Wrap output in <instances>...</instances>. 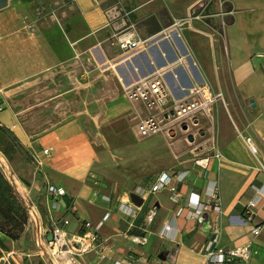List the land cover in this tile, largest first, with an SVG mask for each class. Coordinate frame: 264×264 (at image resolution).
Segmentation results:
<instances>
[{"label":"crops","instance_id":"crops-1","mask_svg":"<svg viewBox=\"0 0 264 264\" xmlns=\"http://www.w3.org/2000/svg\"><path fill=\"white\" fill-rule=\"evenodd\" d=\"M73 1L77 13L69 18L66 32L60 22L54 20H59L55 11L45 13L44 6L51 2L59 5L58 0H0V99L5 107L0 113V125L14 131L36 163L37 160L42 163L41 167L37 165L42 174L35 175L32 184L37 193L44 194L46 218L43 220L39 214L37 222L47 224L46 187L55 185L74 197L76 204L74 212L68 213L64 207L57 215L70 221L63 229L69 234L76 233L82 221L100 227L101 236L112 244L110 254L114 260L135 253L148 264H206L204 248L217 229L220 249L229 252L250 246L254 251L248 263L235 260L232 264H264V199L253 210L254 220L247 221V207L257 200L254 188L264 185V0H223V9L217 18L226 27L220 37L209 33L211 40H206L200 34L176 33L173 29L171 38H161V35L146 51L135 54H125L109 44L118 28L109 22L104 0ZM204 1L151 0L133 12L143 15L146 6L159 2L166 5L160 11L177 21L186 19ZM163 29L164 26L152 36L159 35ZM199 32L207 34L202 29ZM85 58L98 61L100 68L116 72L115 75L98 73V92H102V84L109 83L111 98L117 97L121 88L124 90L160 72L175 100L186 98L196 86L206 85L221 93L224 103L216 106L213 128L204 124L188 134L187 138L193 136L197 140L194 148L185 150L184 139L177 140L176 162L156 172L153 179L146 178V184L139 183L130 178L128 172H123L124 167L119 163L109 164L108 158H104L107 152L98 153L97 165L85 138L71 131L73 125L32 137L25 133L23 118L17 116L24 113L23 108L17 109L15 117L8 111L2 96L5 92H24L42 83L59 82L72 62ZM43 92L39 96L61 98L49 89L42 96ZM128 110L129 105L110 107L100 115L99 122L113 121ZM146 116L141 106L138 123ZM137 125L135 132H128L137 135ZM67 143L68 148H65ZM213 147L221 153L222 159L213 158L208 170H202L195 160L211 156ZM50 148L53 152L45 157L43 152ZM112 150L107 154L118 160L113 155L117 149ZM183 172H189L186 181L174 184L179 196L177 203L171 200L173 193L169 188L150 194L162 176L172 177ZM123 175L127 176V181L121 180ZM210 183H216L218 201L208 210L201 209L196 216L189 217L191 194L199 195L207 204ZM139 188L148 192L147 201L143 207L134 208L133 217L126 216L120 210V202H127ZM101 196L111 201L103 202ZM163 199L170 203L164 204ZM87 207L101 210L97 220ZM180 210L182 213L178 215ZM108 213L110 220L103 222ZM168 226L173 227L171 233L161 238V230ZM256 227L262 228L259 236L252 233ZM128 234H144L148 244L135 246L130 243ZM161 242L169 247L167 260L162 259L158 250L157 244Z\"/></svg>","mask_w":264,"mask_h":264},{"label":"rangeland","instance_id":"rangeland-1","mask_svg":"<svg viewBox=\"0 0 264 264\" xmlns=\"http://www.w3.org/2000/svg\"><path fill=\"white\" fill-rule=\"evenodd\" d=\"M58 1L59 5H53L52 2L45 5L44 7L47 8L45 13L55 11L59 20L56 18L54 20L59 21L67 32L69 18L75 16L77 10L73 0ZM149 1L151 0L103 1V8L108 13L109 22L118 28L117 34L109 42L114 49H118L117 35L127 28L136 30L141 39L150 40V45L160 39L161 35V38H171L173 29L176 33L184 31L200 34L206 40H211L209 33L219 36L223 32L222 22L220 18L219 20L217 18V14L223 9V0H205L193 9L186 19L177 21L171 19L169 14L160 11L166 5L159 2L146 6L143 15L133 12ZM96 3L98 6V1ZM225 8L228 10L227 7ZM162 26L165 29L160 31L159 35L152 36ZM200 29L207 34L199 32ZM172 69H175V66ZM67 70L59 82L42 83L39 87L27 89L24 92L13 90L10 93L5 92V97L2 95L8 111L14 117L17 109L23 108L24 113H18L17 116L23 118L25 133L28 135L39 137L71 124L74 126L71 131L78 132L85 138L86 145L97 165L98 153L102 155L104 152L109 153L113 151L112 149H117L113 155L118 157V160L107 153L104 158H108L106 160L109 164L119 163L124 167L123 172L129 173L130 178L144 184H146V178L153 179L156 172L167 169L169 165L176 162L175 155L179 154L177 140L184 139L185 150L194 148L197 140L193 137L194 141L190 142L189 137L187 138L191 132L189 130L178 131L175 137L168 138L169 141L163 135L140 140L136 133L131 132L132 130L135 132L141 106L131 102L122 88L117 93V97L111 98L109 83L102 84V92H98V73L115 75L116 72L113 69L100 68L98 61L85 58L84 60L76 59ZM47 89L50 92L54 91L55 96L59 94L61 98L39 96L42 91L44 92L41 95H45ZM44 104H48L49 107ZM127 105L129 110L115 117V120L99 122L100 115L110 107ZM129 130L131 131L128 132ZM169 142H173L172 145H169ZM116 143L119 145L116 146ZM65 148H68V143ZM0 155L9 165L12 175L3 167L1 161L0 172L12 185L14 208L23 216L22 222L25 223L23 231L19 233L4 221L0 223V264H46V258L43 259L40 256V251L35 244L37 226L31 215V211L37 206L36 211L43 220L46 218L41 212L45 209L44 194L37 193L32 184L33 177L42 173L38 172L34 156L22 145L16 133L2 125H0ZM93 172L98 174L97 171ZM125 177L127 176L123 175L121 180L127 181ZM165 199L163 203L168 205L170 202ZM87 210L95 220L101 213V210L94 207H87ZM157 245H159L158 250L162 259H166L170 254L169 247L164 242Z\"/></svg>","mask_w":264,"mask_h":264},{"label":"built area","instance_id":"built-area-1","mask_svg":"<svg viewBox=\"0 0 264 264\" xmlns=\"http://www.w3.org/2000/svg\"><path fill=\"white\" fill-rule=\"evenodd\" d=\"M225 28V24H223ZM150 40H143L133 28L124 30L117 35V46L125 54H135L146 51L149 48ZM127 98L137 103L145 109L147 116L140 119L137 125V136L140 139L151 138L157 135H164L169 139L175 137L178 131L184 132L186 126L187 131L201 128L206 124L208 128H213L215 121V109L219 103L224 102L221 93L214 92L209 86L200 85L194 87L181 100H175L171 96L164 81V76L157 72L150 77L140 80L136 84L124 88ZM5 111V107L0 99V113ZM251 143V140L248 139ZM252 149L253 146H252ZM53 149H47L43 152L45 157H49ZM211 156L199 157L195 160L196 166L202 170H208L213 158L221 161V153L216 148L212 149ZM38 167L42 163L37 160ZM189 172L175 174L170 177L162 176L153 186L150 194H159L164 189L169 188L173 193L171 200L178 202V194L174 184H182L186 181ZM257 192V200L251 202L248 207V223L254 220V209L257 208L259 201L264 199V185L261 188H254ZM136 195L145 204L148 192L144 189H137ZM130 195V196H131ZM130 196L127 202H120V210L123 214L129 217L135 215L134 208L137 207L132 203ZM68 198V199H67ZM208 203L204 204L201 197L196 194H191L189 198V217L200 212V210H208L213 202L218 201V189L216 183H210L207 190ZM103 202L109 203L111 199L107 196H101ZM69 200V201H68ZM143 204V205H144ZM46 205L48 209L47 224L37 222L39 213L33 209L31 215L37 226L35 244L40 251V256L46 258V264H148L143 261V257L129 253L122 260H114L112 253V244L110 240L104 239L100 234V227H95L91 222H80V230L76 233L69 234L63 227H68L70 221L58 217L64 207L67 212H74L76 209L74 197H70L65 189L55 185H47L46 187ZM143 207V206H142ZM182 211L178 212L180 215ZM153 217V216H152ZM150 217V218H152ZM111 214L104 216L103 222H108ZM173 227H164L160 232L161 238H167ZM262 228L256 227L253 230L254 236H259ZM145 234V233H144ZM144 234H128V239L131 244L144 247L148 244V238ZM214 238L208 242L204 248L207 257L206 264H232L235 260H242L248 263L254 251L250 246L237 248L233 251L226 252L219 248L220 232L216 229ZM52 236V240L48 241V237ZM157 264H167L159 262Z\"/></svg>","mask_w":264,"mask_h":264},{"label":"trees","instance_id":"trees-1","mask_svg":"<svg viewBox=\"0 0 264 264\" xmlns=\"http://www.w3.org/2000/svg\"><path fill=\"white\" fill-rule=\"evenodd\" d=\"M0 161L2 162L3 167L8 171V173L12 175L9 165L1 155ZM14 202L15 199L12 196V185L4 178L3 174L0 172V223L4 221L19 233L23 231L25 223L22 222L23 216L18 214V211L14 208ZM41 211L42 214L45 215V211Z\"/></svg>","mask_w":264,"mask_h":264},{"label":"water","instance_id":"water-1","mask_svg":"<svg viewBox=\"0 0 264 264\" xmlns=\"http://www.w3.org/2000/svg\"><path fill=\"white\" fill-rule=\"evenodd\" d=\"M183 130L187 131V127L185 126L183 128ZM189 140H190V142H193L194 141L193 136L189 137ZM130 198H131L132 203H134L137 207L143 206L144 202L142 200H140V198L137 197L136 195H131ZM51 240H52V236H49L48 241H51Z\"/></svg>","mask_w":264,"mask_h":264},{"label":"bare ground","instance_id":"bare-ground-1","mask_svg":"<svg viewBox=\"0 0 264 264\" xmlns=\"http://www.w3.org/2000/svg\"><path fill=\"white\" fill-rule=\"evenodd\" d=\"M162 74V73H161ZM163 75V74H162Z\"/></svg>","mask_w":264,"mask_h":264}]
</instances>
